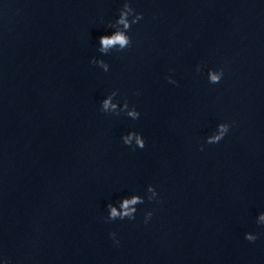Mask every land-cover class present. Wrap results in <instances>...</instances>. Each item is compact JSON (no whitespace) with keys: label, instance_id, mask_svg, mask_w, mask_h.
Wrapping results in <instances>:
<instances>
[{"label":"clouds","instance_id":"1","mask_svg":"<svg viewBox=\"0 0 264 264\" xmlns=\"http://www.w3.org/2000/svg\"><path fill=\"white\" fill-rule=\"evenodd\" d=\"M143 19V13L136 12V10L132 7L130 0H124L122 8L119 10V16L116 21L109 26L114 28L115 30L111 35H103L99 38V48L98 51L102 54H108L111 50L115 49L120 52L127 48H130L132 45V39L128 35V31L131 29L132 25L137 24L140 20ZM91 63L99 66L105 72L109 70V65L103 59H96L93 57ZM197 72L201 71V67H197ZM225 69L220 67L219 69H209L208 71V80L211 84H218L223 76ZM170 83L176 84L177 82L172 80L170 77L168 78ZM118 92L116 90L112 91L109 95L106 96L101 101L100 111L106 114H115L120 115L121 112L126 113V115L136 120L140 117V113L137 111L136 107L133 105L129 107V103L127 100L124 101L123 105H119L118 102H114V98L117 96ZM231 124L229 123H219L217 125L216 131L206 137L207 144H216L219 143L226 134L230 131ZM122 141L126 146L131 147L133 142L136 147L143 149L145 148V140L142 135L135 131H130L126 135L122 136ZM203 150V145L201 146V151ZM147 192L150 193L147 199L152 201L157 198L158 194L156 188L153 185H148ZM144 203V197L139 194H133L131 196H127L122 198L116 204L108 203L107 210L108 216L106 218V222L113 220H124L127 218L128 220L136 219L137 205ZM152 217V212H146L144 217V222L147 223ZM257 224L264 225V212H261L257 218ZM110 237L113 238L115 243H119L118 240L115 239L116 233L112 232L109 234ZM245 239L249 242H255L257 239V235L253 233H246ZM4 264H9L8 260L4 261Z\"/></svg>","mask_w":264,"mask_h":264}]
</instances>
